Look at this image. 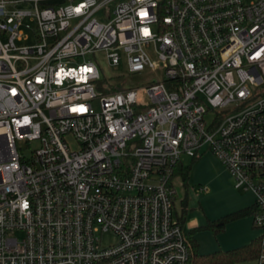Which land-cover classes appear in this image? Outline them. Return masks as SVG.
Wrapping results in <instances>:
<instances>
[{
    "label": "built area",
    "instance_id": "built-area-1",
    "mask_svg": "<svg viewBox=\"0 0 264 264\" xmlns=\"http://www.w3.org/2000/svg\"><path fill=\"white\" fill-rule=\"evenodd\" d=\"M205 150L264 264V0H0V264H192L172 172Z\"/></svg>",
    "mask_w": 264,
    "mask_h": 264
},
{
    "label": "rangeland",
    "instance_id": "rangeland-1",
    "mask_svg": "<svg viewBox=\"0 0 264 264\" xmlns=\"http://www.w3.org/2000/svg\"><path fill=\"white\" fill-rule=\"evenodd\" d=\"M52 4V3H47ZM20 8H27L20 6ZM99 69L100 77L112 73L123 74L129 78L131 87L143 88L142 85L149 80L146 75L131 76L125 63L117 68H112L103 56H89ZM98 110L99 105H93ZM17 147L26 158L31 156V151L36 147L32 144L30 148L24 143L18 142ZM184 167H190L187 187H184L180 176L173 180L175 189L174 207L178 214L182 213V202L186 201V214L183 218V230L198 245L201 256H208L216 252L232 251L258 241L263 232L253 225V215L240 217L227 222L222 232L217 235L208 229H204L208 220H218L238 213L245 208H251L255 202V196L251 191H244L236 187L235 181L229 171L210 152L205 150L195 161L182 157ZM208 187V192H202L200 187ZM115 237L107 233L103 238V244L114 243ZM239 264H251V261Z\"/></svg>",
    "mask_w": 264,
    "mask_h": 264
},
{
    "label": "trees",
    "instance_id": "trees-1",
    "mask_svg": "<svg viewBox=\"0 0 264 264\" xmlns=\"http://www.w3.org/2000/svg\"><path fill=\"white\" fill-rule=\"evenodd\" d=\"M196 159H192L194 163ZM190 167H184L183 164H178L173 169L172 177L180 176L183 182L184 187H187V182L189 179ZM182 208V220L183 216L186 214V201L183 202ZM254 208H245L240 210L238 213L231 215L226 218H221L218 220H208L207 225L204 229L212 231L214 234L222 232L225 228V225L228 221L237 219L240 217L249 216L253 213ZM181 224V222H180ZM188 244L191 249V262L192 264H239L247 261H254L258 256L259 246L258 241H253L251 244L227 252H216L208 256H201L198 252V245L192 239L191 234L187 235Z\"/></svg>",
    "mask_w": 264,
    "mask_h": 264
},
{
    "label": "crops",
    "instance_id": "crops-1",
    "mask_svg": "<svg viewBox=\"0 0 264 264\" xmlns=\"http://www.w3.org/2000/svg\"><path fill=\"white\" fill-rule=\"evenodd\" d=\"M16 1H28V0H16ZM42 1H43V3H52V4H55V3L59 2V0H42ZM182 206H183V203H182ZM181 211H182V209H181ZM175 212H176V217H177L178 221L181 222V225H183L184 216H183L182 220L180 221L182 213H180V215H179L178 212L176 211V209H175ZM182 228H183V226H182Z\"/></svg>",
    "mask_w": 264,
    "mask_h": 264
},
{
    "label": "snow or ice",
    "instance_id": "snow-or-ice-1",
    "mask_svg": "<svg viewBox=\"0 0 264 264\" xmlns=\"http://www.w3.org/2000/svg\"><path fill=\"white\" fill-rule=\"evenodd\" d=\"M77 11H79V9H77Z\"/></svg>",
    "mask_w": 264,
    "mask_h": 264
}]
</instances>
